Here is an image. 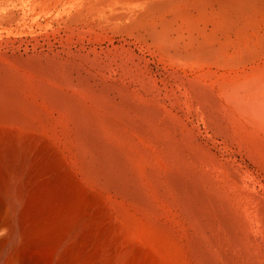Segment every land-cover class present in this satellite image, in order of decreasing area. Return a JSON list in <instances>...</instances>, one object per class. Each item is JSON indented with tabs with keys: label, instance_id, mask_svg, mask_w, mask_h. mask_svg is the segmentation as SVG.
I'll use <instances>...</instances> for the list:
<instances>
[{
	"label": "rangeland",
	"instance_id": "obj_1",
	"mask_svg": "<svg viewBox=\"0 0 264 264\" xmlns=\"http://www.w3.org/2000/svg\"><path fill=\"white\" fill-rule=\"evenodd\" d=\"M201 4L0 0V59L28 72L32 86L65 92L97 132L135 153L139 184L190 264H201L194 247L217 264H264V8ZM202 43L215 53L202 55ZM104 89L156 113L155 123L132 126ZM172 175L196 191V221L183 212Z\"/></svg>",
	"mask_w": 264,
	"mask_h": 264
},
{
	"label": "bare ground",
	"instance_id": "obj_2",
	"mask_svg": "<svg viewBox=\"0 0 264 264\" xmlns=\"http://www.w3.org/2000/svg\"><path fill=\"white\" fill-rule=\"evenodd\" d=\"M210 1L225 12L264 8V0ZM214 49L202 43L199 52ZM27 73L0 59V264H190L139 184L135 153L97 132L93 116L62 90L32 86ZM102 94L132 126L155 123L151 110L110 89ZM165 131L156 126L162 136L156 137L171 146L174 139ZM148 175L161 180L154 171ZM167 179L183 212L196 221L189 199L196 191L180 176ZM162 187L159 181L157 189ZM96 188L109 201L96 197ZM192 255L201 264H217L197 247Z\"/></svg>",
	"mask_w": 264,
	"mask_h": 264
}]
</instances>
